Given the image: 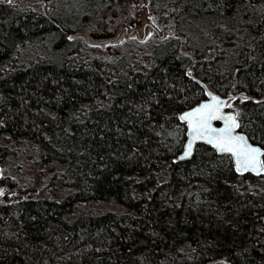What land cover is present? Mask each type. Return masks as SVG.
Returning <instances> with one entry per match:
<instances>
[{"label": "trees", "instance_id": "1", "mask_svg": "<svg viewBox=\"0 0 264 264\" xmlns=\"http://www.w3.org/2000/svg\"><path fill=\"white\" fill-rule=\"evenodd\" d=\"M114 2L0 1V137L64 165L0 204V264H264V172L205 144L179 160L169 135L207 84L264 149V0H148V65L75 61L69 37Z\"/></svg>", "mask_w": 264, "mask_h": 264}, {"label": "rangeland", "instance_id": "2", "mask_svg": "<svg viewBox=\"0 0 264 264\" xmlns=\"http://www.w3.org/2000/svg\"><path fill=\"white\" fill-rule=\"evenodd\" d=\"M79 24V20L74 22L76 26ZM82 28L71 37L73 42L68 46L80 49L74 53L75 61L85 58L99 63L98 57L103 55L107 57L106 68L109 70L123 58L130 64L148 65L149 54L164 36V30L154 23L148 0H115L111 9L98 10ZM49 49L54 48L49 46ZM229 104L232 105V101ZM229 108L236 111L233 105ZM169 135L172 147L181 143L183 148L185 139H181L179 130ZM0 144L8 148L5 159L0 162L7 178L3 183L6 192L0 196V204L13 205L24 199L42 197L52 175L64 168L59 162H40V154L31 144L7 137H0Z\"/></svg>", "mask_w": 264, "mask_h": 264}, {"label": "snow or ice", "instance_id": "3", "mask_svg": "<svg viewBox=\"0 0 264 264\" xmlns=\"http://www.w3.org/2000/svg\"><path fill=\"white\" fill-rule=\"evenodd\" d=\"M8 3L11 4L12 0H8ZM208 95L211 97V102L203 103L179 117L189 126L191 136L180 159L190 156L195 142L201 140L213 145L221 153L230 154L235 160L237 172L253 171L257 174L264 172V159H262L264 151L254 147L248 142L247 137L236 132L241 127L238 121L239 113L226 115L224 108L232 105L212 93ZM213 121H223V127H213ZM3 194L0 191V195Z\"/></svg>", "mask_w": 264, "mask_h": 264}, {"label": "water", "instance_id": "4", "mask_svg": "<svg viewBox=\"0 0 264 264\" xmlns=\"http://www.w3.org/2000/svg\"><path fill=\"white\" fill-rule=\"evenodd\" d=\"M205 87H206V98L200 100L199 102L195 103V104L192 105L191 107H189V108H187V109L181 111L180 114H179V117H180L182 114H184V113H186V112H188V111H191V110L195 109L196 107H199V106H200L201 104H203V103H209V102H211V97L208 95V93H212L213 95L220 97L222 100H226V101H228V103H229L232 99H234V96H223V95L219 94L217 91H215L214 89H212V88H211L209 85H207V84H205ZM223 111H224V113H225L226 115H235V114H237V112H236L235 110H232V109H230L229 107H225ZM238 121H239V118H238ZM182 122H183V121H182ZM183 123H185V122H183ZM239 123H240V121H239ZM185 126H186V131H185V133H186L185 143H184V145H183L182 150H181L180 153L178 154V159H179V160H190V159L196 154L197 149H198V147H199L200 144H205V145L210 146L211 148L214 149V151H215L218 155H229V156L231 157V155L228 154V153H221V152H219V151H218L213 145H210V144H207V143L204 142V141L198 140V141L195 142V144H194V146H193L192 154H191L190 156L186 157L185 159H180V157L184 155V152H185V150H186V145H187V143L189 142V140L191 139V136H190V134H189V126L187 125V123H185ZM213 127H217V128L223 127V121H213ZM236 132H237V134L244 135L245 137H247V138H248V142H249L250 144H252L254 147H259L262 151H264V149H263V147H262L261 145L252 142L251 139H250V138H249V137H248L243 131H241L240 129H237ZM231 159H232L233 165H234V167H235V169H236V166H235V160H234L233 157H231ZM262 159H263V157H262ZM247 172H249V171H247ZM250 172H253V171H250ZM253 173H256V172H253ZM256 174H257V173H256ZM0 176H1V170H0ZM0 191H2L3 193H5V189H4L3 187H1V186H0ZM0 196H2V195H0ZM216 264H231V263H229V262H227V261H220V262H218V263H216Z\"/></svg>", "mask_w": 264, "mask_h": 264}, {"label": "flooded vegetation", "instance_id": "5", "mask_svg": "<svg viewBox=\"0 0 264 264\" xmlns=\"http://www.w3.org/2000/svg\"><path fill=\"white\" fill-rule=\"evenodd\" d=\"M13 140V139H12ZM4 147L6 148V146L4 145ZM6 153L4 155H1L0 156V162L1 160L5 159L6 157ZM0 170H1V176H0V186L3 187V183L5 182V179H7L4 175V171H3V167L2 165L0 164ZM4 188V187H3ZM5 189V188H4Z\"/></svg>", "mask_w": 264, "mask_h": 264}, {"label": "bare ground", "instance_id": "6", "mask_svg": "<svg viewBox=\"0 0 264 264\" xmlns=\"http://www.w3.org/2000/svg\"><path fill=\"white\" fill-rule=\"evenodd\" d=\"M58 6V5H57ZM59 7V6H58ZM62 7V6H61ZM61 9V8H60ZM62 10V9H61Z\"/></svg>", "mask_w": 264, "mask_h": 264}]
</instances>
